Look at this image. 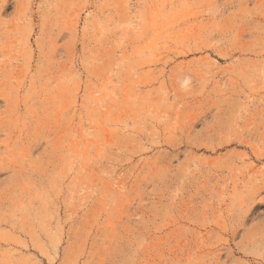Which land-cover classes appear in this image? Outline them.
Segmentation results:
<instances>
[{"label": "rangeland", "instance_id": "1", "mask_svg": "<svg viewBox=\"0 0 264 264\" xmlns=\"http://www.w3.org/2000/svg\"><path fill=\"white\" fill-rule=\"evenodd\" d=\"M0 264H264V0H0Z\"/></svg>", "mask_w": 264, "mask_h": 264}]
</instances>
